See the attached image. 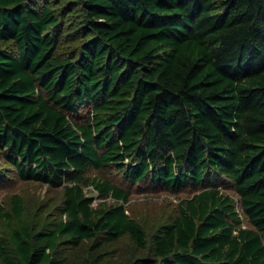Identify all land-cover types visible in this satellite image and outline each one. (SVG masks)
<instances>
[{"label": "trees", "instance_id": "1", "mask_svg": "<svg viewBox=\"0 0 264 264\" xmlns=\"http://www.w3.org/2000/svg\"><path fill=\"white\" fill-rule=\"evenodd\" d=\"M115 173L201 190L149 236ZM15 174L65 198L52 227L0 201V264H264V0H0V183ZM124 237L147 252L106 258ZM89 239L102 258H69Z\"/></svg>", "mask_w": 264, "mask_h": 264}, {"label": "rangeland", "instance_id": "2", "mask_svg": "<svg viewBox=\"0 0 264 264\" xmlns=\"http://www.w3.org/2000/svg\"><path fill=\"white\" fill-rule=\"evenodd\" d=\"M89 174L91 177L101 175L96 170L91 171ZM14 176L6 182L0 183V201L8 202L13 194H21L25 200V216L29 220V223L30 220L33 221V217H35L34 213L38 210L40 211L38 216L46 222L45 226L52 227L58 222L60 208L65 198L64 187L51 186L46 182L32 179H19L16 174ZM111 177L115 179L114 181L117 184L131 190L127 210L144 225L149 236H152L153 232L164 221H167L170 216L179 212L178 207L183 200L189 199L194 193L201 190V187H182L174 190L166 188L163 184L154 186L151 179L138 185H131L125 181L122 174L115 173ZM86 190L89 191L90 195L95 196L94 204L104 200H107L109 203L116 202L113 198L101 200L99 192L92 186H86ZM226 191L236 195V192L230 187ZM243 226H251L245 216H243ZM9 231V227L5 222H2L0 225L2 237L10 239ZM94 242V239H89L77 247L70 245L67 255L69 258H76L77 260H84L94 255L97 256L98 253L92 248ZM60 246L62 247V254H64L66 247H63L68 246V243H62ZM101 250L104 252L106 258L116 255L111 257L112 260H116L117 258L128 260L133 256L147 252V249L144 251L138 250L126 237L105 245ZM99 258L102 257L98 255L96 259L98 260Z\"/></svg>", "mask_w": 264, "mask_h": 264}]
</instances>
